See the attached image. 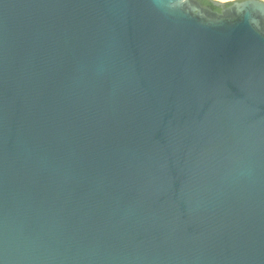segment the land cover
Wrapping results in <instances>:
<instances>
[{
	"label": "water",
	"instance_id": "95a60500",
	"mask_svg": "<svg viewBox=\"0 0 264 264\" xmlns=\"http://www.w3.org/2000/svg\"><path fill=\"white\" fill-rule=\"evenodd\" d=\"M207 1L0 0V264H264V1Z\"/></svg>",
	"mask_w": 264,
	"mask_h": 264
},
{
	"label": "trees",
	"instance_id": "16d2710c",
	"mask_svg": "<svg viewBox=\"0 0 264 264\" xmlns=\"http://www.w3.org/2000/svg\"><path fill=\"white\" fill-rule=\"evenodd\" d=\"M203 5H206V6H209V7H211L213 10H215V11H219V9L218 8H215V7H213V6H211V4L207 1V0H199ZM231 3V2H230ZM229 3V4H230Z\"/></svg>",
	"mask_w": 264,
	"mask_h": 264
},
{
	"label": "rangeland",
	"instance_id": "374dc122",
	"mask_svg": "<svg viewBox=\"0 0 264 264\" xmlns=\"http://www.w3.org/2000/svg\"><path fill=\"white\" fill-rule=\"evenodd\" d=\"M232 1H235V0H228V1H225V2H232ZM264 1V0H263Z\"/></svg>",
	"mask_w": 264,
	"mask_h": 264
},
{
	"label": "bare ground",
	"instance_id": "6f19581e",
	"mask_svg": "<svg viewBox=\"0 0 264 264\" xmlns=\"http://www.w3.org/2000/svg\"><path fill=\"white\" fill-rule=\"evenodd\" d=\"M219 1H223V2H225V1H228V0H219Z\"/></svg>",
	"mask_w": 264,
	"mask_h": 264
}]
</instances>
